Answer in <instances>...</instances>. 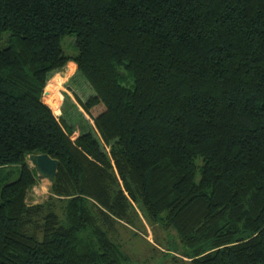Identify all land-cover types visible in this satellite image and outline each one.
<instances>
[{"label": "trees", "instance_id": "16d2710c", "mask_svg": "<svg viewBox=\"0 0 264 264\" xmlns=\"http://www.w3.org/2000/svg\"><path fill=\"white\" fill-rule=\"evenodd\" d=\"M70 61L94 90L80 132L51 78ZM34 153L59 164L30 204ZM14 165L0 264H127L134 219L174 230L192 264H264V0H0V169Z\"/></svg>", "mask_w": 264, "mask_h": 264}, {"label": "rangeland", "instance_id": "374dc122", "mask_svg": "<svg viewBox=\"0 0 264 264\" xmlns=\"http://www.w3.org/2000/svg\"><path fill=\"white\" fill-rule=\"evenodd\" d=\"M74 41L75 37L72 35L63 38L62 44L67 54L77 52ZM68 71L69 69L65 67L61 70L63 73L58 74L60 72L58 71L51 76V78L55 75L64 77L54 89L57 96L55 101L62 116L75 126L76 132H80L83 125L89 127L94 123L88 118L78 98L86 100L90 94L94 93V90L79 71L75 69L71 74ZM45 93L46 88L43 98L44 101L50 102L45 99ZM28 161L31 163L29 158ZM9 169H12L11 180H14L19 175L20 165L0 169V193L2 185L7 181L4 177ZM50 186L51 182L47 179H38V184L29 192L28 202L34 204L45 201L49 195ZM173 231L165 229L160 224L153 227L146 221L139 222L138 219L128 223L123 222L119 232L122 251L128 256L127 264H192L180 254L181 245Z\"/></svg>", "mask_w": 264, "mask_h": 264}, {"label": "water", "instance_id": "95a60500", "mask_svg": "<svg viewBox=\"0 0 264 264\" xmlns=\"http://www.w3.org/2000/svg\"><path fill=\"white\" fill-rule=\"evenodd\" d=\"M29 159L36 168L39 179H47L51 183L54 181L58 170V159L52 158L47 153H34L29 156Z\"/></svg>", "mask_w": 264, "mask_h": 264}, {"label": "crops", "instance_id": "0c3cea01", "mask_svg": "<svg viewBox=\"0 0 264 264\" xmlns=\"http://www.w3.org/2000/svg\"><path fill=\"white\" fill-rule=\"evenodd\" d=\"M71 63H72V61H70V62L67 64L66 68H68V69H69V66H70V64H71ZM75 69L77 70V66H76V68H75ZM30 165H31V166H33V165H32V163H30Z\"/></svg>", "mask_w": 264, "mask_h": 264}]
</instances>
